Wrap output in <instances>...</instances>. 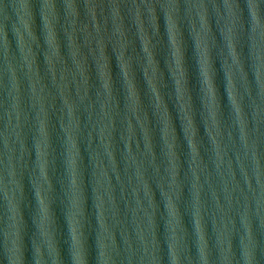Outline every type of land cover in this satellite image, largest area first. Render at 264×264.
Instances as JSON below:
<instances>
[{
    "label": "water",
    "instance_id": "95a60500",
    "mask_svg": "<svg viewBox=\"0 0 264 264\" xmlns=\"http://www.w3.org/2000/svg\"><path fill=\"white\" fill-rule=\"evenodd\" d=\"M42 2L31 0L32 8L26 11L19 6L21 0H9L10 4L17 5L9 8L10 18L5 21L9 51L6 52L0 37V264H11L17 230L23 264H35L37 245L45 264H52L53 254L35 223L39 211L33 181L47 189L40 177L35 150L42 85L46 86L43 95L49 111L51 143L56 158L50 168L54 185L50 196L56 214L54 242L64 264H71L64 204L70 193V173L65 170V149L61 146L57 119L63 114L59 86L65 82V76L70 95L78 103L82 122L78 144L83 157L80 168L87 198L82 231L88 264H98L101 236L111 257L110 264H172L173 251L180 264H203L202 245L209 264H225L226 256L231 264H243L245 245L253 251L255 264H264V27L254 30L250 0H175L178 7L173 11V17L178 34L175 28L171 34L167 26L165 5L173 0H148L156 5L155 19L144 0H94L98 4L95 20L86 7L88 0H76L78 16L67 7L69 0H55L54 10L43 9ZM114 2L120 5L123 26L131 41L125 51L124 70L129 72L141 98L140 119L131 111L130 93L122 70L113 58L120 39L115 34L118 21L113 16ZM227 3H236L239 7L230 14ZM135 4L141 5L140 23L136 22ZM28 11L32 13L31 17ZM260 11L264 18V8ZM45 14L53 27L54 42L56 33L60 49L61 59L53 57L55 82L44 58V53L52 52L46 43L42 19ZM201 15L207 21V30ZM21 17L30 21L37 39L29 34ZM96 23H100L107 40L109 67L104 68L105 75L110 73L115 95L125 101L115 110L101 87L104 61L97 44ZM229 29L239 63L231 55L227 38ZM73 32L78 45L75 58L71 56L74 49L68 40V34ZM88 33H91V44L86 42ZM198 33L207 39L210 48L213 85L219 105V134L212 122V101L199 71L195 48ZM172 39L176 42L184 72L182 77H177L180 81L177 87L173 73L179 76V69L172 56ZM142 43L152 56L149 65ZM29 48L36 53L38 74L29 70L28 60L32 57L29 55L28 60L25 59ZM127 59L131 61V68ZM77 60L86 65L88 85L76 67ZM229 70L232 96L241 109L239 114L228 93ZM147 80L155 92L151 91ZM33 82H36L37 95L32 92ZM77 85H80L81 94L88 87V95L82 102L77 95ZM49 93L57 97L54 107ZM17 96L19 108L14 107ZM102 104H106V108L102 109ZM145 113L148 119L142 126ZM187 116L192 118V129L188 127ZM129 117L133 126L131 134L127 130ZM144 127L149 129L148 139ZM209 127L219 141V149L207 132ZM101 128L112 132L115 166L101 141ZM190 139L195 145L194 153ZM45 195L49 193L42 188L41 198ZM98 197L104 202L107 230L100 226ZM168 197L177 210L176 218L167 208ZM13 203L16 220L13 219ZM197 209L204 242L200 241L195 224ZM245 217L249 222L247 227Z\"/></svg>",
    "mask_w": 264,
    "mask_h": 264
},
{
    "label": "clouds",
    "instance_id": "9594fccd",
    "mask_svg": "<svg viewBox=\"0 0 264 264\" xmlns=\"http://www.w3.org/2000/svg\"><path fill=\"white\" fill-rule=\"evenodd\" d=\"M144 3L147 5L149 12L152 14L153 19H155V13H156V5L155 3H149L148 0H144ZM17 5L15 3L10 4L9 0H0V37L3 38V43L6 52L10 50V45L8 41V34L7 29L5 25V21H7L9 17V8H15ZM20 7L24 8L26 11L30 10L32 8L31 0H21V3L19 5ZM136 8V22L140 23V4L134 5ZM55 0H43L42 2V8L43 9H55ZM67 7L72 10V13L74 15H79V13L76 11L77 4L76 0H69V3L67 4ZM86 7L92 17L93 20L96 19V9L98 7V4L94 2V0H88ZM167 9V26L168 31L172 34L173 29L175 28L178 34V28L176 20L173 17V11L178 7V5L175 3V0H173L172 3L165 5ZM227 7L229 9V13L231 14L234 9L238 8L239 5L236 3H227ZM249 7L252 9V17L254 18V24L253 28L254 30L257 27H264V18H262L261 15V9L264 8V0H250ZM120 5L119 3H113L112 9H113V16L117 19V24L115 28V34H118L119 36V48L114 51L113 58L115 59L119 69L122 70L123 79L126 82L127 90L130 93V99H131V111L133 113H137L136 118L140 119L138 113L140 110L141 105V98L138 93L136 84L134 85L133 79L129 78V72L124 70V64H125V51L128 46V44L131 43L130 40L127 39V31L123 26V18L120 16L119 11ZM29 17L32 16V13L28 11ZM25 28L29 30V34L33 36V39H37L35 34L32 31V24L29 20H25L23 17H21ZM43 25L46 29V43L51 46L52 52L44 53V58L46 61V64L48 65L49 70L52 72L53 82H55V65H54V59L55 56L57 59H61L60 57V49L59 45L56 41V33H55V42H54V31L53 27L49 24V17L47 14L43 15ZM201 19L205 20L204 16L201 15ZM73 23H75L73 21ZM107 23V19L105 20V24ZM205 29H208L207 21L205 20L204 24ZM85 29H87V26H85ZM19 31V29H17ZM141 40H144L143 35V28L141 26ZM95 32L97 36L99 37L97 40V44L99 46V52L100 57L104 61L102 64V89L107 93L109 100L112 103L113 109H119L121 105L125 102L123 98H118L114 93V87L112 84V77L110 73L106 76L104 72L105 67H109V56L106 52V44L107 40L105 39L104 35L102 34V27L100 23H96L95 25ZM91 33H88V37L86 38V42L91 44ZM228 41H229V48L231 49V55L236 60L237 63H239V55L236 50L235 44L232 43V36H231V29H229L228 34ZM111 37H108V40H110ZM68 40L74 49L71 52V56L73 58L76 57L77 51H78V45L76 44V37L73 33L68 34ZM172 43V56L175 59L176 67L179 69V76H176V73H173V76L175 77V85L179 84V79L177 77H182L184 75L183 69L181 68L180 60L178 58V50L176 48V42L174 39L171 40ZM195 48L198 54V65H199V71L203 78V84L205 86V90L207 95L211 98L212 101V107H211V115H212V122L213 125L216 126V132L219 134V127H218V121H217V109L219 107L217 103V90L213 85V73H212V62L210 59V48L209 44L207 42V39L203 36H201L199 33L196 36V43ZM142 51L147 55V64L152 63V56L148 53L147 49L144 47L142 43ZM31 56L32 59L28 60V56ZM25 59L28 60V66L29 70L36 72L38 74V66H36V53L29 48L28 52L25 56ZM156 59V56H155ZM129 62V67L131 68V61L130 59H127ZM157 61V60H156ZM11 67V65H9ZM76 67L79 70V73L83 75L85 85H88L89 81V75L87 73L86 65L82 60L76 61ZM147 68L144 69V73L146 74ZM228 93L231 97V103L235 105L236 112L239 114L241 112L239 104H237V101L232 96V73L229 70L228 73ZM13 88L14 90L17 88V85L15 83V71L13 70ZM64 83L59 86V98L62 102V108L61 112L62 115H58L57 119L59 122V128L61 133V146L65 149L64 156H65V165H66V171L70 173V193L67 195L64 204H65V219L66 223L68 225L69 229V245H68V251L69 256L71 260V264H88V258H87V251L84 246V233L82 231V228L84 226V221L86 219V203L87 198L84 195V187H83V171L80 168V165L83 162V157L81 156V150L78 144V134L82 131V122L80 119V116L78 115V103L76 100H73L70 92H69V84L67 82L66 76L63 77ZM148 85L151 88L152 92H155V89L152 87L150 81L147 80ZM90 87V85H89ZM46 86H41L40 88V94H39V113L38 117L39 119V128H38V138L35 141V150H36V162L38 165V170L40 173L41 179L47 184V189L45 190L44 185L40 182L33 181L34 183V193L36 197V203L37 208L39 211V216L36 219L35 223L40 231V234L44 236L48 242V246L50 251L53 254L52 264H64V261L60 255V252L58 250L57 245L54 242V233L53 228L56 224V214L52 207L54 201L51 198L50 194L53 191V183L50 179V168L52 165L55 164V149L53 148V145L51 143V133H50V127H49V111L48 108L45 106V96L43 93L45 92ZM77 95L79 97V101H84L85 98L88 95V87H85L83 94L80 93V85H77ZM32 92L34 95H37L36 93V82H33ZM51 97L53 107L55 106V100L57 99L56 96H53L51 93L48 94ZM157 101H159V97L156 96ZM14 107L19 108V96L16 98V104ZM101 108H106V104H102ZM107 114V113H106ZM65 117L67 118V122H65ZM148 119L147 113H145V119L141 120V125L144 126L145 120ZM188 119V127L189 129H192V118ZM89 122H91V114L89 113L88 116ZM241 127L243 128L244 121L241 118L240 120ZM166 128V126H165ZM127 130L131 134L133 132V126L131 118L129 117L127 122ZM207 132L209 135L212 136L213 141L216 143L217 148L219 149V141L216 139V135L212 134V128L209 127L207 129ZM144 135L145 138L148 139L149 136V129L147 127H144ZM100 136L101 141L105 143V147L108 151V155L112 157V164L115 166L116 160L113 152V137L112 132L108 128H101L100 130ZM107 137V139H106ZM129 141L131 140V136L127 138ZM190 147L192 152H195V145H193L192 140L190 139ZM5 144H7V136H5ZM245 146L247 147V140L245 139ZM168 147L171 149L172 145L169 144ZM152 145L150 146L149 143V151H151ZM128 152L131 153V147L128 145ZM25 153H28V149L25 146ZM219 154V153H218ZM93 159H95V156H93ZM178 159V157H177ZM257 168H259V158L257 157L256 160ZM174 166L175 161H174ZM241 167H243V163H241ZM15 173H13V176ZM43 188L44 192L47 191L49 195H45V198H41V189ZM7 194V193H6ZM167 196V193H165ZM45 200H47V204L45 203ZM99 203L97 204V207L100 210V226L107 230V226L104 222V202L102 198H99ZM167 208L170 210L172 216L174 218L177 217V210L174 207L172 203L171 197H168L167 202ZM13 209V219L16 220V208L15 203L12 204ZM245 226L247 227L249 222L247 217H245L244 220ZM196 227L199 231V239L201 242H204L205 236L203 232V228L201 225L200 220V211L197 209L196 211V219H195ZM249 236H251V231L249 230ZM19 240V230H17V240L13 241L14 249L13 254L11 256V264H23V257L21 253L20 244L18 243ZM99 255H98V264H110L111 257L106 251L107 245L104 243L103 237L101 236L99 241ZM36 260L35 264H45V261L41 255V249L39 245L36 247ZM201 258L203 261V264H209V258L208 255L205 253L204 246L202 245L200 248ZM225 264H231L230 258L225 257ZM172 264H180L179 258L175 255V251H173L172 256ZM243 264H255V256L253 251L245 245L244 252H243Z\"/></svg>",
    "mask_w": 264,
    "mask_h": 264
}]
</instances>
